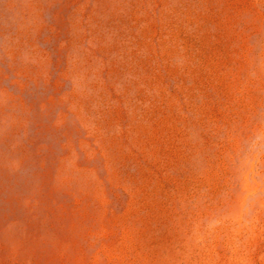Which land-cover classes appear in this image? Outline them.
<instances>
[{"label": "rangeland", "instance_id": "1", "mask_svg": "<svg viewBox=\"0 0 264 264\" xmlns=\"http://www.w3.org/2000/svg\"><path fill=\"white\" fill-rule=\"evenodd\" d=\"M0 264H264V0H0Z\"/></svg>", "mask_w": 264, "mask_h": 264}]
</instances>
